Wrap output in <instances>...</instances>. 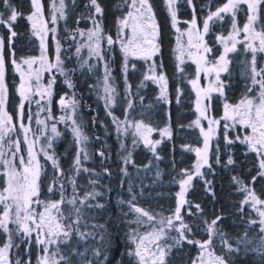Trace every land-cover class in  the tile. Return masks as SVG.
<instances>
[{
    "label": "snow or ice",
    "instance_id": "6c2138e0",
    "mask_svg": "<svg viewBox=\"0 0 264 264\" xmlns=\"http://www.w3.org/2000/svg\"><path fill=\"white\" fill-rule=\"evenodd\" d=\"M0 2L8 10L7 16L4 12H0V25L8 29V47L11 49L13 38L17 35L13 30V25L20 13L12 5L11 0H0ZM69 3L73 9L77 6V0H69ZM69 3H66V0H52L49 18L45 20L42 0H31L32 12L27 16V20L31 22L32 34L40 41V56L39 58L24 59L22 63L15 59L11 60L15 71L20 74L21 78L17 87V94L20 97L17 116L20 121V129L24 133L25 143L28 144L27 159L17 156L20 151V142L12 140L8 136L15 130V125L13 117L6 111L8 86L5 81L7 71L4 56L5 41L0 36V177H3L5 182V186L0 189V231L9 234L8 242L0 247V264H13L9 260V251L14 246L10 235L13 231L20 235V240L15 244V247L19 248L21 244H25L26 260L28 259L27 252L31 244L34 243L40 253L38 264H109L108 251L112 246L113 238L103 230V224L90 223L91 217L85 211L86 209L105 207L104 204L97 201L100 193L95 190L85 191L81 197L78 194L76 181L72 178L68 180L72 186V197L68 198L64 181L60 178L64 173L59 161L54 154H48L44 150V158L51 161L54 171L49 183L44 166L34 152L33 143L28 141V133L32 129L25 123L26 120L31 121L32 119V114L25 112V102L39 104L40 100L47 97L50 103L54 95L55 75L49 79L47 86L41 88L39 81L42 72L52 73L55 70L56 73L64 77V83L68 88L75 87L70 73L76 69L66 67V61L60 55V42L56 39L57 29L54 27L58 20L67 18L66 7L69 6ZM182 3H186L193 9V19L184 21L189 26L183 30L178 27L180 23L178 4ZM164 6L169 15L171 26L179 34L176 37L177 46L173 49L176 72L183 78L188 75L184 65L189 62L195 65L192 78L187 82L195 93V110L198 116L189 126L199 129L203 147L192 149L186 146L185 148V150L195 152L197 161L193 166V171L182 170L183 175L179 181L180 191L177 193L176 207L170 216H162L157 221L155 215L135 205L132 201H128L130 210L137 214L135 220L130 223H135L138 228L139 226H146V228L143 233H140L138 228L130 229L128 239L132 247L127 250V255L131 264H167L166 258L172 253V250L187 244L197 248V256L191 260V264H233V254L241 252L244 254L255 253L259 258V264H264V199L257 196L252 187L246 185L239 176H233L232 182L237 185V190L244 194L237 209L244 228L243 235L234 238L235 245L221 227V222L225 219L223 215H217L211 221H203L207 238L200 240L194 238L192 228L185 222L184 216L181 214L182 211H185L189 215H193L192 207H195L197 212L203 211L199 204L192 205L186 196L195 177L204 180L205 190L211 191V188L208 187L211 185V181L206 179L207 174L202 169L207 168L209 173L213 172L210 162L213 155L215 164H221L220 145L218 142L214 145L213 140L219 141L222 137L224 144L228 146L226 150L229 153L232 151L230 146L237 143L245 145V154L254 153L258 161L257 174L252 177L253 183L257 176L264 177V24L257 27L258 20L264 14V0H226L222 6H217L214 11L208 12L202 26L197 23L193 0H164ZM84 7L87 14L81 13L76 23L79 24L80 19L86 18L92 22V27L87 31L79 28L70 31L69 38L72 40H76L77 36L81 38L82 42L77 44L73 54L79 61L80 69L87 66L88 71L92 72L98 66L103 67V95L100 98L104 100L106 109H109L108 114L112 116L110 108L114 104L116 95L109 59L114 45L119 46L123 56L122 71L125 74L126 91L130 88L126 78L127 71L129 67L136 68L135 64L129 65V58L145 62L151 61L148 64V72L143 76L141 87L147 86L144 81L156 84L159 88L157 99L167 103L168 78L164 71V64L162 60L157 62L154 59L161 55V44L159 41L160 28L151 0H120L117 7L122 11V15L117 19L115 38L104 30V8L99 0H88ZM240 12H244L246 15V21L242 27L237 20V15ZM226 17L230 21L231 30L227 36H216V40L222 46V52L214 56L212 55L213 46L205 37L210 32V22L212 24L223 22ZM49 23L53 27H49ZM50 33L52 39L56 40L53 57L46 55V39ZM241 34L243 37L239 38ZM237 45H243V51L246 54L250 53L251 58L242 61L241 75L245 82V90L239 102L231 104L227 102L226 82L221 76L227 74L228 77H231L229 65L232 63V59L229 54L238 51ZM84 48L87 49L89 58L97 61L96 64L89 65L87 60L80 59L81 51ZM10 55L14 56V52H10ZM67 58L70 60L72 56L69 55ZM38 63L39 66L34 69L33 66ZM22 65H27V72L23 70ZM33 75L36 81L35 91H33L32 84ZM202 75L208 81L206 86L200 84ZM176 93V101L180 103L183 91L177 87ZM213 94L218 98H223V115L219 119L211 115ZM33 96H39L40 100H33ZM58 103L62 110L71 109L72 112H75L79 101L74 98L65 101L61 97ZM132 107L133 105L129 101L127 108ZM49 119L52 117L50 116ZM69 120H71V132L76 143H85L88 137L83 135L81 128L71 115L66 113L59 118L58 122L67 123ZM202 121H207L206 127ZM36 123L46 127L45 120L37 119ZM113 123L116 125L117 132L125 135L128 134V128L131 127L133 129L131 135L134 137L133 147L142 142L155 159H160L157 147L161 141L149 138L153 128L142 121L129 124L127 114L123 121L113 116ZM121 124L124 125L123 129H121ZM237 130H242L243 134L238 133L234 138L229 135L230 132ZM51 132L57 137L61 135L55 124L52 125ZM161 135L170 139L172 135L170 128L165 127L161 131ZM6 146L8 151L4 150ZM51 146L52 138H49L48 147ZM120 147L124 149L125 145L121 143ZM12 148H15V152H12ZM213 148L215 149L214 153ZM80 153L84 154L85 160L88 159L86 149L80 148L72 166V170L77 174L80 171H89L87 168H81ZM99 155L103 157L105 154L100 152ZM131 155L132 153L129 151L128 155L123 158L124 164L132 163ZM16 160H18V164L14 162ZM234 164V159L229 155L224 167ZM105 171L107 172V169ZM89 182L97 183L95 180ZM129 190L131 192V188ZM42 191L45 195H55L58 192L59 200L52 199L51 196L44 199ZM132 200H135L134 195ZM90 201L97 202L91 203ZM120 203H124V201H120ZM62 205H69L71 208L62 209ZM185 205L189 207L185 208ZM9 225H15V228H10ZM250 232H255L256 236H250ZM88 240L96 243L87 244ZM216 240L220 244L219 252L214 243ZM14 264H24V262L17 259ZM28 264H30V260H28Z\"/></svg>",
    "mask_w": 264,
    "mask_h": 264
},
{
    "label": "trees",
    "instance_id": "16d2710c",
    "mask_svg": "<svg viewBox=\"0 0 264 264\" xmlns=\"http://www.w3.org/2000/svg\"><path fill=\"white\" fill-rule=\"evenodd\" d=\"M225 0H193L195 7V16L198 25H201L207 17L209 11H214L217 6H222ZM12 5L20 15L13 25V30L17 33L13 38L11 49L8 47L9 32L5 26L0 25V36L4 38V56L6 59V83L8 86V110L10 115L15 119V108L18 103L16 95L17 79L12 73L11 60H22L32 58L37 55V41L31 34V26L27 16L32 12L31 0H11ZM44 5V17L49 18L52 0H42ZM69 3V0L66 1ZM88 0H77V6L73 9L66 7L67 18L59 21L57 25L56 39L61 45L60 55L66 61V67L76 69L70 73L75 84L74 88H68L64 83V77L57 75L53 85L54 95L53 104H57L61 97L68 101L72 97L79 101L73 120L77 122L83 135L88 140L83 144L76 145L71 127L60 126V136L56 139L51 147V154L58 159L64 175L60 177L64 181L67 197L72 194V186L68 183L69 179L74 178L78 188V194L83 197L85 191L95 190L100 193L97 201L104 204L102 209H86L88 216L91 217L90 223L103 224L104 231L113 238L112 246L108 251L109 264H131L127 255V250L132 247L129 244L128 233L130 229H135L133 223H130L132 213L128 201L141 207L145 211L161 218L170 216L172 210L176 207L177 193L179 192V181L183 175L182 170H193L195 156L192 151L185 150L186 146L192 149L200 147L202 144L201 137L192 124L195 120L193 109L194 95L188 84L191 78L190 70L187 69L188 75L181 78L176 72L173 49L175 48L174 32L171 26L169 15L164 6V0H151L157 23L160 28L159 41L161 44V55L155 57L157 62L164 64V71L168 78V102L157 99L159 96L157 89L150 83H144L146 87H140L143 81L144 66L141 61H134L136 69L127 73L128 91L123 84L122 64L123 57L119 46L114 45L110 54L111 74L114 78V87L116 88V104L111 109L112 115L117 118L123 116L125 109L129 113L132 122L142 121L144 124L153 128V140H160L157 147L160 159L154 158L153 154L148 151L143 144L133 147V136L131 132L127 135H120L112 121L105 115L100 101L102 94L103 67L98 66L92 72L88 71L87 66L80 69L79 61L73 56L74 41H70L69 32L77 28L86 31L92 26L89 19H80L76 23L81 13H86L84 5ZM104 8V30L107 34L116 37L117 19L122 15V11L117 7L120 0H99ZM0 12L7 16L8 10L0 2ZM240 16V15H239ZM178 19L182 22L193 19V9L186 3L178 4ZM259 25L264 24V14L258 20ZM226 23L219 27H213V33L209 34L207 40L213 46V53L219 51L216 43V35L223 33ZM14 52V56L10 55ZM71 55L69 60L67 57ZM232 63L229 65L232 73L231 77L224 74L221 78L225 80V96L227 102L236 104L241 99L245 90V82L241 75L243 70L242 57L240 54L233 56ZM92 65V61H88ZM180 87L183 95L180 97V103L176 101V89ZM131 102L133 107L128 109L127 104ZM223 108V98L216 97L212 101L211 115L215 118L221 116ZM128 117V118H129ZM183 125V127H181ZM169 127L171 138L162 136L161 131ZM221 131L223 129L221 128ZM241 134L240 130L229 133L231 137ZM99 138V139H97ZM220 145L221 164H215L214 155L210 162L212 163L213 172L209 173L207 168L204 172L207 174L206 179L211 181V191H206L204 180L195 177L191 187L187 192L186 198L192 202V205L199 204L202 212H197L195 207L191 208L193 215L182 211L184 220L192 228V235L195 239H206L207 234L204 231V220L211 221L217 215H223L225 219L221 222L222 229L229 235L231 242L235 245V237L243 235L244 224L241 222L240 214L237 209L244 194L237 190V185L232 182L233 176H239L246 185H250L256 192L257 196L264 199V177L257 176L253 183L252 177L256 176L258 171V161L254 153L246 152L245 145L234 144L229 153L224 144L223 138L219 141L214 140L213 144ZM125 145L121 149L120 145ZM80 148H85L88 153V159H84V154L80 153L81 168L89 169L88 172L80 171L73 176L72 166L77 152ZM131 152L132 163L124 164L123 158ZM104 152V156L99 155ZM215 149L213 148V153ZM231 155L235 161L234 165L224 167L228 156ZM48 182H51L54 171L50 163L44 166ZM107 169V172L105 171ZM159 173V175H157ZM43 178V176H42ZM95 180L96 184L89 181ZM3 186L0 177V187ZM131 188V192L130 189ZM71 192V193H70ZM214 193V195H213ZM133 195L135 200H132ZM59 199L58 192L55 195L47 194L42 191V197ZM97 201H90L96 203ZM124 201V203H120ZM185 205V208H188ZM247 211V208H246ZM253 215H255L253 213ZM173 234V233H172ZM250 236L255 237V232H250ZM13 247L9 251L10 261L20 259L26 261L25 244L19 248L15 244L19 242L20 235L11 233ZM98 239V237H97ZM87 244H94L95 241L88 240ZM217 251H220L219 241H214ZM5 244V233L0 231V247ZM82 250V248H81ZM36 250L31 245L27 258L30 264H35ZM233 264H259V258L255 253L249 252L244 254H233ZM197 256V248L193 245L184 244L179 249H173L172 253L166 258L167 264H191V260Z\"/></svg>",
    "mask_w": 264,
    "mask_h": 264
},
{
    "label": "rangeland",
    "instance_id": "374dc122",
    "mask_svg": "<svg viewBox=\"0 0 264 264\" xmlns=\"http://www.w3.org/2000/svg\"><path fill=\"white\" fill-rule=\"evenodd\" d=\"M67 1V0H66ZM225 2H226V0H225ZM224 2V3H225ZM240 15V16H239ZM45 18V17H44ZM45 20H46V18H45ZM237 20H238V23H239V25L242 27L243 26V24H244V22L246 21V15H245V13L244 12H240V13H238V15H237ZM59 21H62V20H58V22ZM180 21V20H179ZM28 22H29V24H30V26H31V22L28 20ZM58 22H57V24L56 25H54V27H56V29H57V25H58ZM203 23V22H202ZM227 24L226 25V28H224V30H222L223 31V33H220V34H217L216 36H219V35H224V36H227L228 35V33L230 32V30H231V24H230V21H229V19L226 17L225 18V20L223 21V22H217V23H215V24H212L211 22H210V32H209V34H211V33H213V27L215 26V25H218L219 27H221L222 25H224V24ZM189 25H187V24H185L184 22H182V21H180V23L178 24V27L179 28H181L182 30L183 29H186L187 27H188ZM201 26H202V24H201ZM260 25H259V21L257 22V27H259ZM49 27H53V25H51L50 23H49ZM92 26H90V28H91ZM172 29H173V32H174V40H175V47L177 46V42H176V37L179 35L177 32H176V30L172 27ZM88 30V29H87ZM86 30V31H87ZM31 34H32V29H31ZM209 34H208V36H209ZM32 36L35 38V40L37 41V46H38V50H37V55L35 56V57H32V58H39V56H40V41H39V39L37 38V37H35L33 34H32ZM208 36H206L205 37V39L207 40V38H208ZM243 37V34H241V37H239V38H242ZM185 39V41H186V37L184 38ZM70 41H74L73 43H75L74 44V51H73V54H74V52H75V47L77 46V44L78 43H80V42H82L81 41V38L79 37V36H77V39L76 40H72V39H70ZM216 43L218 44V47H219V51L217 52V54L214 52V53H212V55H218L220 52H222V46L220 45V43L216 40ZM46 46H47V53H46V55H48L49 57H53L54 56V54H55V49H56V40H54V39H52V34L50 33L49 34V36H48V38L46 39ZM237 48H238V51L237 52H235V53H230L229 54V57L230 58H233V56H236L237 54H240V57H242V59H243V61H245L246 59L247 60H250V58H251V54L250 53H245L244 51H243V45H237ZM74 57H75V59H77L76 58V56L75 55H73ZM123 57V56H122ZM26 59H28V58H26ZM80 59L81 60H87V61H92V64H96L97 63V61L95 60V59H92V58H89V56H88V51H87V49L86 48H84V49H82V51H81V54H80ZM154 59H155V57H154ZM24 59H22V60H17V62H20V63H22V61H23ZM134 61H141V63L143 64V66H144V74H143V76L148 72V64L149 63H151V61H149V62H145L144 60H139V59H133V58H129V61H128V63H129V65H131V64H134ZM10 64H11V67H12V73H13V75L16 77V79H17V84H16V95H17V98H18V103H17V105L20 103V97L18 96V94H17V87H18V85H19V83L21 82V78H20V74L18 73V72H16L15 71V67H14V65L10 62ZM39 66V63L37 64V65H34L33 66V68L35 69L36 67H38ZM184 67L186 68L187 67V69L188 70H190L189 72H190V74H191V78H192V75H193V73H194V69H195V65H192L190 62L189 63H187V64H185L184 65ZM22 68H23V70L25 71V72H27V65H22ZM136 69V68H135ZM135 69H132L131 67H129V69H128V71H127V73L128 72H131V71H134ZM53 75H55V77L57 76V75H59V73H56L55 72V70H53V72L52 73H49V72H47V71H44V72H42V75H41V79H40V81H39V84H40V86H41V88H43V87H45V86H47V84H48V81H49V79L50 78H52V76ZM224 74H222V76H223ZM60 76V75H59ZM221 76V77H222ZM27 78V77H26ZM126 78H127V76H126ZM103 79V78H102ZM55 80H56V78H55ZM143 80V79H142ZM5 81H6V77H5ZM127 83H128V80H127ZM144 83H150L151 85H154V87L157 89V92H158V94H159V88H158V86L156 85V84H153L151 81H144ZM207 83H208V81L207 80H205L204 79V77H203V75L201 76V81H200V84H201V86H206L207 85ZM7 84V83H6ZM32 84H33V91H35L36 89H35V84H36V81H35V76L33 75V79H32ZM123 84H124V87H125V89H126V85H125V74H123ZM140 85V87H141V84H139ZM189 86H190V89H191V91H192V93H193V95H194V104H193V109H194V112H195V119L197 118V116H198V113L196 112V110H195V99H196V97H195V93H194V91L192 90V88H191V85L189 84ZM128 91V90H127ZM103 95V88H102V94H101V96ZM216 95L215 94H213V99L215 98L216 99ZM74 97H72L71 99H73ZM218 98V97H217ZM219 99H221V98H219ZM33 100H40V97L39 96H33ZM70 100V99H69ZM100 101H101V104H102V108H103V110H104V113H105V115L106 116H108L109 118H110V120L112 121V123H113V116L114 115H112V116H110L109 114H108V111H109V109H106V107H105V102H104V100L103 99H101L100 98ZM116 95H115V98H114V104H113V106L110 108V111H111V109L113 108V107H115V104H116ZM17 105H16V108H15V119H13V124L15 125V130L14 131H12V132H10L9 134H8V136L12 139V140H18L19 142H20V151L17 153V156H23L25 159H27V156H28V153H27V148H28V144L27 143H25V139H24V133H23V131H22V129H20V121H19V119H18V116H17ZM45 109H47V110H45ZM129 109V108H128ZM6 111L8 112V114L10 115V113H9V110H8V99H7V103H6ZM25 112L26 113H28V112H30L31 114H32V119H31V121H25V123L32 129V131L31 132H29L28 133V141L29 142H31V143H33V148H34V152L36 153V155H37V159L40 161V163L43 165V166H45V164L48 162V163H50L51 164V161H48V160H46L45 158H44V150H46L47 152H48V154H51V147H48V141H49V138H52V145H53V143L56 141V139L59 137H57V136H55L52 132H51V127H52V125L53 124H55L56 125V127H57V130H58V132L60 133V131H59V128H60V126H62V127H64L65 125H68L69 127H71V120H69V121H67V123H64V122H58L59 121V118L61 117V116H64V115H66V113L67 114H69V115H71L72 116V119H73V116H74V112H72L71 111V109H66V110H62L61 109V106L59 105V103H57V104H53V102H52V100H51V102L49 103L48 102V99H47V97H45L43 100H40V103L39 104H37V103H31V104H29L28 102H25ZM127 114V119H128V122H129V124H132V123H134V122H132L130 119V117H129V113H128V111L125 109V111L123 112V116H121V118H119L121 121H123L124 120V118H125V115ZM223 115V108H222V112H221V116ZM52 117V119H49V117ZM220 116V117H221ZM129 117V118H128ZM219 117V118H220ZM219 118H217V119H219ZM37 119H41V120H45V124H46V127H45V125H39V124H37L36 123V120ZM114 124V123H113ZM202 124L206 127L207 126V121H202ZM221 124H223V121H221ZM114 126H115V129H116V125L114 124ZM124 128V125L123 124H121V129H123ZM193 128L194 129H196L197 131H198V133H199V136L201 137V141H202V144H201V148L203 147V140H202V136H201V134H200V131H199V129L198 128H196L195 126H193ZM117 131V130H116ZM132 131H133V129L131 128V127H129L128 128V133L129 132H131L132 133ZM155 133V131L153 130L150 134H149V138L150 139H152L153 140V134ZM240 133H241V135L243 134V131L242 130H240ZM120 135H124V134H122V133H119ZM160 137H162V135H160ZM164 137V136H163ZM137 139H139L138 137H137ZM214 141V140H213ZM213 141H212V143H213ZM6 142H7V138H6ZM75 143H76V141H75ZM140 144H143L142 142H140ZM76 145H78L77 143H76ZM5 151H8V147L6 146L5 147V149H4ZM12 152H15V148H12ZM193 152V154H194V156H195V163H196V161H197V156H196V154H195V152L194 151H192ZM9 156H11V153H9ZM15 163H17L18 164V160H16V161H14ZM195 163H194V165H195ZM205 169V168H204ZM204 169H202V171H204ZM193 171V170H192ZM76 175V173L73 171V176H75ZM2 178V181H3V186L2 187H0V189H2L4 186H5V182H4V178L3 177H1ZM72 188V187H71ZM179 191H180V188H179ZM71 193V192H70ZM66 196H67V192H66ZM72 197V194L68 197V198H71ZM48 197H45L44 199H47ZM59 200V199H58ZM35 207H38V206H35ZM63 208H68V209H70L71 208V206H69V205H62V209ZM39 210H42V208H39ZM131 213H132V218L130 219L131 221H133V220H135V218H136V213H134V212H132L131 211ZM157 219V221L160 219V218H156ZM134 224V226H135V229H137L138 228V226L135 224V223H133ZM9 227L10 228H15V225H9ZM145 228H146V226H139V228H138V231L140 232V233H143L144 231H145ZM15 234H17L15 231H13ZM13 232H11V233H13ZM11 233H10V235H11ZM173 234H175V233H173ZM18 236H19V234H17ZM8 236H9V234H5V243H7L8 242ZM161 243H164V241H161ZM31 245H34V247H35V250H36V260H35V264H38V256L40 255V253H39V250L37 249V247L35 246V244L34 243H32ZM2 247V246H1ZM9 260H10V258H9ZM25 264H28V259L25 261Z\"/></svg>",
    "mask_w": 264,
    "mask_h": 264
}]
</instances>
